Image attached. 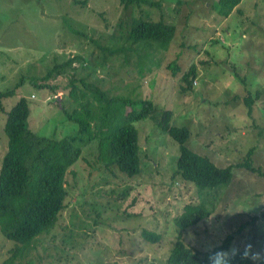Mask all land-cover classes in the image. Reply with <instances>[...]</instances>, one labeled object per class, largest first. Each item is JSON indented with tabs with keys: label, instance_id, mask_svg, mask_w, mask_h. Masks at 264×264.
<instances>
[{
	"label": "rangeland",
	"instance_id": "obj_1",
	"mask_svg": "<svg viewBox=\"0 0 264 264\" xmlns=\"http://www.w3.org/2000/svg\"><path fill=\"white\" fill-rule=\"evenodd\" d=\"M156 1L160 9L124 8L119 0H0V90L12 89L21 78L3 106L7 111L24 97L27 124L37 134L77 135V124L61 110L62 104L68 111L74 107L72 79L156 105L134 122L137 174L106 168L97 160L95 141H76L82 152L67 173L66 207L58 225L40 238L43 259L33 264H167L179 236L174 218L189 203L204 205L207 214L181 231L185 244L208 252L230 234L228 247L218 253L246 249L254 260L264 258V177L239 166L227 186L197 188L176 170L177 142L151 119L171 110V123L189 128L186 145L217 165L239 161L256 146L255 163L264 166V0H240L227 15L213 7L215 0ZM135 15L162 18L176 29L167 47L139 43L137 57L127 64L101 47L111 50L110 35L119 37ZM71 56L73 63L48 79L58 90L28 80ZM192 65V86L183 90L182 77ZM246 90L255 99L252 114L243 102ZM4 123L0 111V165ZM142 229L159 234V240H144ZM12 243L0 233V264Z\"/></svg>",
	"mask_w": 264,
	"mask_h": 264
},
{
	"label": "trees",
	"instance_id": "obj_2",
	"mask_svg": "<svg viewBox=\"0 0 264 264\" xmlns=\"http://www.w3.org/2000/svg\"><path fill=\"white\" fill-rule=\"evenodd\" d=\"M239 1L215 0L213 7L219 14L227 15ZM119 2L124 8H138L141 5L161 8V2L156 0ZM175 29L173 24L162 18L153 21L135 15L119 37L115 33L110 35L115 40L114 47L111 50L107 47L101 49L116 57L120 56L127 63L133 55L137 57L135 50L137 51L141 42L148 47L153 44L167 47L174 37ZM73 57L54 64L41 76L31 75L28 80L35 86L58 90L59 84H51L48 79L63 73L75 60ZM137 61L136 58L135 65ZM170 65L174 66V63ZM194 76L195 69L192 65L182 77L186 81V87H181L183 90L191 88ZM81 81L80 84L73 79L71 81L69 98L74 103L73 109L68 111L63 104L61 107L66 118L77 124V135L59 139L39 135L29 128V107L24 97H19L5 111L3 101L15 92L21 78L12 89L0 90V111L5 112L3 129L7 137L0 165V233L13 242L3 264H33L43 259L37 252V245L40 238L49 235L58 225L66 207L67 173L81 155L82 148L75 143L82 136L96 142L97 160L106 168L113 165L127 176L139 172L138 130L134 122L149 116L156 110V105L149 99H133L123 94L108 95L97 83L91 80ZM53 100L57 101V98L54 97ZM254 100L252 93L246 90L243 102L248 114H252ZM172 114L171 110L164 109L151 115V119L177 142L179 153L176 170L183 179L199 189L227 186L231 182L234 168L239 166L264 177V166L255 163L256 146L245 151L239 161L217 165L208 155L186 145L190 135L189 128L172 124ZM206 214L204 205L189 203L174 218L179 236L169 253L167 264H213L215 254L228 247L232 237L230 234L208 252L189 246L181 239V231L196 225ZM140 235L149 242H156L160 238L159 234L145 229L141 230ZM229 264H264V258L256 261L246 249H238L229 255Z\"/></svg>",
	"mask_w": 264,
	"mask_h": 264
},
{
	"label": "clouds",
	"instance_id": "obj_3",
	"mask_svg": "<svg viewBox=\"0 0 264 264\" xmlns=\"http://www.w3.org/2000/svg\"><path fill=\"white\" fill-rule=\"evenodd\" d=\"M254 255H258V254H254ZM213 264H229V254L228 253H216L213 259Z\"/></svg>",
	"mask_w": 264,
	"mask_h": 264
}]
</instances>
